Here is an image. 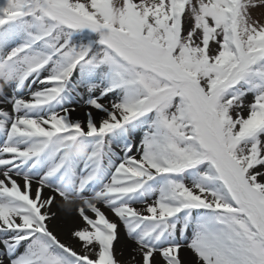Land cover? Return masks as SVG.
<instances>
[{"label": "snow or ice", "instance_id": "snow-or-ice-1", "mask_svg": "<svg viewBox=\"0 0 264 264\" xmlns=\"http://www.w3.org/2000/svg\"><path fill=\"white\" fill-rule=\"evenodd\" d=\"M257 7L0 2V264H264ZM54 204L83 220L80 252Z\"/></svg>", "mask_w": 264, "mask_h": 264}, {"label": "bare ground", "instance_id": "bare-ground-1", "mask_svg": "<svg viewBox=\"0 0 264 264\" xmlns=\"http://www.w3.org/2000/svg\"><path fill=\"white\" fill-rule=\"evenodd\" d=\"M86 109H84L82 106H77L76 111L72 114V119H79L84 120L85 119V113ZM93 111V115L99 119V116L101 114H98ZM45 194L47 195V190H45ZM59 200V198H57ZM137 207H140L137 205ZM51 211L56 213V216L52 219V221L49 223L50 229L54 232L55 235L61 240L62 243H65L67 245L72 246L77 252L81 251V245L79 242L74 240L71 237V232L74 229H78L81 227H84L83 220L79 217V215L76 212L68 213L66 210L61 209L59 204H54L52 206ZM102 211L105 212V214L108 216L110 220H115L116 218L105 208L102 207ZM89 216H93L92 213H88ZM94 218V217H93ZM135 247L131 243V241H128L125 238L123 226L121 225L119 228V239L115 243V249L117 252V259L120 260H126L129 254V250ZM123 251L124 255L120 256L119 253ZM182 255L184 258L191 259V254L188 252V250H183Z\"/></svg>", "mask_w": 264, "mask_h": 264}, {"label": "rangeland", "instance_id": "rangeland-1", "mask_svg": "<svg viewBox=\"0 0 264 264\" xmlns=\"http://www.w3.org/2000/svg\"><path fill=\"white\" fill-rule=\"evenodd\" d=\"M0 2H3V0H0ZM252 15L253 17L259 18L262 21H264V7H257L255 9H252ZM212 47L215 48L216 46L213 44ZM251 100H252V96L249 95L246 99V103L251 102ZM247 114H248V110L247 108H245L243 111V115L246 117Z\"/></svg>", "mask_w": 264, "mask_h": 264}]
</instances>
